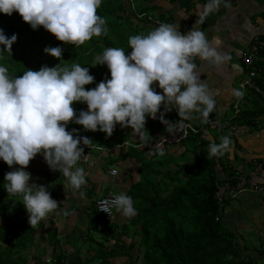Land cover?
Wrapping results in <instances>:
<instances>
[{"label": "clouds", "instance_id": "clouds-1", "mask_svg": "<svg viewBox=\"0 0 264 264\" xmlns=\"http://www.w3.org/2000/svg\"><path fill=\"white\" fill-rule=\"evenodd\" d=\"M220 2L209 0L203 15L217 10ZM100 5L101 0H0V12H18L34 30L43 26L59 41L79 47L93 36L107 35L106 20L97 14ZM16 40V34L9 38L0 28L2 51L11 52ZM128 43L130 54L123 48L109 47L95 57L93 66L106 64L111 78L90 90L85 85L95 78L80 64L71 68L45 65L16 77L9 75L7 67L0 66V159L10 168L20 166L5 174L4 187L9 196L22 197L31 228L57 210L60 203L44 185L29 183L31 174L25 169L37 154L43 155L51 170L63 173L68 181L65 187L80 190L87 183L84 167L77 164L82 159L87 161L88 155H83L84 149L79 145L82 141L90 147L92 139L74 136L77 130L68 131L69 123L105 132L108 137L117 124L130 126L147 142L146 117L156 119L162 105L165 112L177 109L181 126L183 121L193 119V113H199L201 122L208 123L214 112L213 94L200 79L193 61L199 57L220 66L231 56L214 47L204 32L194 27L185 34L172 24L161 23L147 35L130 36ZM44 52L61 59L63 49L45 47ZM156 82L162 94L153 87ZM233 92L237 98L243 96L239 90ZM74 102L86 103L87 110H80L77 115ZM159 119L168 132L176 128L175 123L164 119V112H160ZM231 144L228 136L221 137V143L209 146V156L224 155ZM157 149L163 156L158 145ZM113 208L125 217L137 215L132 197L123 192L100 202L99 210L110 217Z\"/></svg>", "mask_w": 264, "mask_h": 264}, {"label": "trees", "instance_id": "trees-1", "mask_svg": "<svg viewBox=\"0 0 264 264\" xmlns=\"http://www.w3.org/2000/svg\"><path fill=\"white\" fill-rule=\"evenodd\" d=\"M152 1L101 0L97 14L106 20L107 35L93 36L79 47L59 41L43 26L34 30L18 12L11 15L0 12V28L4 34L9 38L17 35L11 52L2 51L4 45H0V66L7 67L9 75L16 77L29 69L38 71L45 65L71 68L73 64H80L95 78L85 89L95 88L102 80L111 78L106 64L93 66L95 57L109 47L123 48L130 54V36L147 35L161 23L170 24L164 13L154 17L157 6L151 4ZM183 3L187 7L192 5L191 0H183ZM57 46L63 49L61 59L44 52L45 47ZM73 107L77 115L80 110H87L84 102H74ZM160 112H164V119L179 122L178 112H165L164 107ZM160 112L156 119L146 117L144 135L149 136L147 142L134 139L132 129L121 128L119 124L110 137L99 130H85L75 122L67 125L68 131L76 129L78 134L85 133L93 145L110 146L129 140L131 145L123 157L138 160L139 179L132 181L127 191L137 215L121 224L117 219L108 222L93 202V209L88 210L86 229L74 230V239L65 242L59 230L48 228L43 219L31 228L22 197L9 196L4 187L5 174L15 168L0 162V264H28L25 251L38 245L36 239L46 241L52 254L48 260L34 264H71L67 243L77 253L76 260L86 251V256L75 264H117L113 259L122 256L128 257L123 264H254L245 253L246 245L236 239L238 232L224 220L231 200L225 196L223 188H236L242 181L240 171L230 162L229 151L222 156H209V140L199 139L201 144H198L200 134H195L193 138L197 144L192 147L187 144L191 138L188 134L180 143L186 146L184 153L192 152L193 158H185L186 154L176 157L170 152L172 147L167 141L159 146L164 152L163 156L159 155L153 143L167 130L159 119ZM230 138L236 140L232 135ZM143 143L146 144L144 148L135 145ZM130 231L133 237L127 244L125 238ZM135 248L141 254L134 256ZM34 256L43 255L38 252Z\"/></svg>", "mask_w": 264, "mask_h": 264}, {"label": "crops", "instance_id": "crops-1", "mask_svg": "<svg viewBox=\"0 0 264 264\" xmlns=\"http://www.w3.org/2000/svg\"><path fill=\"white\" fill-rule=\"evenodd\" d=\"M208 2L209 0H191L192 5L190 7L184 5L183 0L172 2L170 0H153L151 4L155 3L156 12L168 16L169 23L176 26L181 33L187 34L188 31L196 27L205 33L206 38L212 42L214 47L231 56V60L220 66L208 64L207 61H202L199 57L193 61L197 65L196 70L200 72V79L213 94L215 100V110L210 113L209 118H217L221 122L218 127H206L198 133L200 138H198L197 143L201 144L200 140L204 138L209 140L211 144H219L221 143L220 136L230 138L232 135L234 140L236 139L233 141L230 138L232 144L228 156L231 164L240 171L242 181L236 188H223V192L225 191V196L231 202L239 198V209L229 205L224 218L229 223L232 219L230 224L235 225L236 215L244 213L246 210L248 212L247 225L249 227L258 226L260 235L264 239V95H260L253 88H250L245 92V97L241 99L243 102H241L240 112L236 113L234 105L238 98L233 92V90L240 91L241 80L248 71V66L243 60V52L252 47L255 38H258L259 45L262 47L254 64L259 69V75L255 81L264 90V0H221L217 10L204 16V5ZM153 87L160 89L158 82L154 83ZM162 91L160 89L158 93L162 94ZM163 107L162 105L161 108ZM171 111L178 112L175 107ZM201 120L202 116L199 113H193V119L183 121L182 126L180 122L176 124L170 121L176 124V128L172 132L166 130L164 136L155 141L158 140L161 145H164L165 141L171 143H168L169 145L177 143L174 146L182 148L180 154H186L185 158H193L192 152L184 153L186 146L180 142L186 138L180 136L185 122L198 125ZM211 129L218 131L214 132ZM226 131H228L227 134ZM190 134L197 136L193 133ZM73 135L81 136L75 132ZM155 141L153 144L157 147ZM197 143L195 141L192 147H196ZM135 145L138 148H144V143ZM79 146L84 149L83 155H88L87 161L82 159L77 164V167H84L87 180L86 185L82 186L80 190L65 187L64 184L67 185L68 183L67 178L62 172L51 170L42 154H37L25 169L31 174L29 183L44 185L51 197L60 202L59 208L49 213L43 220L53 225L54 229L56 227L59 230L62 242L64 239H74V230L86 229L88 224L87 212L90 209L86 207H91V204L101 196L100 193L103 190L106 193L113 192L111 189L117 185L121 186L120 193L127 194L131 182L134 181L132 176L135 177L134 173L129 172L130 167L128 168L126 163L128 160L137 161V159L123 157L128 148L120 149L114 153L110 152V147L113 145L92 144L87 147L81 141ZM170 152L176 157L180 155H176L172 148ZM235 153L238 156L237 160ZM138 165L137 163L136 172L139 179ZM13 167L17 169L20 166L13 165ZM111 168H116L118 174L112 176L109 172ZM218 168H221L220 165ZM89 202H91L90 206ZM117 219L123 223L129 220V217L123 216ZM43 242L41 240L44 249L46 247H43ZM67 246L72 249L68 243ZM32 248L37 249L38 252L41 251V245Z\"/></svg>", "mask_w": 264, "mask_h": 264}, {"label": "rangeland", "instance_id": "rangeland-1", "mask_svg": "<svg viewBox=\"0 0 264 264\" xmlns=\"http://www.w3.org/2000/svg\"><path fill=\"white\" fill-rule=\"evenodd\" d=\"M154 17H158V13L156 12V10H155V16ZM153 19V21H155V18H152ZM259 54H257L256 56H258ZM46 58V57H45ZM110 72V71H109ZM244 77H245V74L243 75ZM243 79V78H242ZM159 90L160 89H156V91L157 92H159ZM240 91L241 92H243V87H242V85L240 84ZM261 95V94H260ZM239 102V105H240V107H241V102H243V100H241V99H237L236 100V102ZM230 111H232V109L230 108ZM148 121V119H146V122ZM121 128H124V127H121ZM128 128H130L131 129V127L130 126H128ZM213 128H215V127H213ZM212 131H214V132H216V131H218V130H214V129H211ZM76 133V132H75ZM228 133V131H226V134ZM76 134H78V133H76ZM214 134H216V133H214ZM79 135H81V136H84V135H86L85 133H79ZM217 136H219V135H217ZM132 137L135 139V138H137V139H139L140 138V135L138 134V133H136L134 130H132ZM193 137H195V136H191V138L188 140V143L187 144H189V145H191V146H194V142H195V138H193ZM221 137H223V136H220V140H221ZM127 142H128V144H127ZM156 143H157V145L158 146H163V144L161 145V143L160 142H158V140L157 141H155ZM119 144H123L124 145V148L123 149H127L130 145H131V142L129 141V140H126V141H124V142H120V143H114V144H112L113 145V147H114V145H119ZM171 144V143H170ZM177 144V143H176ZM176 144H173V145H171L172 146V151H174L175 152V154L177 155V154H180L182 151V148H180V147H175L174 145H176ZM104 145V144H103ZM105 146H107L106 144H105ZM143 147H146L145 146V144H144V146ZM121 149V147H118L117 149L114 147V150L113 151H110V152H114V153H117L119 150ZM136 159V158H135ZM138 161V160H137ZM136 160H132V161H129L128 160V163H126L127 164V166H128V168L130 167V170H129V172H131V174H135V177L133 178V176H132V179L135 181V180H137L138 179V175H137V172H136V165H137V163L139 164V162H137ZM131 162V163H130ZM117 167V169H118V165L116 166ZM120 187L121 186H115L114 185V187L111 189V191H113V192H117V193H120ZM104 193H106V192H104V190H103V192L102 193H100V195H102V194H104ZM93 200L95 199L94 197L92 198ZM90 204H91V202H89V206H90ZM93 205H94V203H92ZM91 204V205H92ZM239 198L238 199H234V200H232V202H230V205L231 206H235L236 208H238L239 209ZM87 209H89V208H92L93 209V207H86ZM86 209V210H87ZM241 211H243V210H241ZM247 214V218H246V214ZM87 214H88V212H87ZM124 215H122V213H118L117 214V218H121V217H123ZM126 218V217H125ZM236 224L234 225V224H230L231 222H232V219H230V223L229 222H226L230 227H232V229L234 228V230L235 231H237L238 232V234H237V236H236V239L241 243V245H246V247H247V250H246V255H248L249 256V258H252L253 259V263L254 264H264V239H263V237L260 235V232H259V230H258V226H255V225H253V227H249L248 225H247V223H246V220L248 221V212L245 210L244 211V213H241V214H238V215H236ZM224 220L225 221H227L226 220V218H224ZM233 220H235V219H233ZM65 221V219L63 220V222ZM125 221V220H124ZM126 221H128V220H126ZM46 222V221H45ZM87 223H88V221H87ZM117 223L118 224H121L122 222H120V220L119 219H117ZM244 223V226H242V224ZM46 226L48 227V228H53L54 226L53 225H50V223L48 222H46ZM82 229V228H81ZM41 232H42V230H41ZM43 233V232H42ZM73 236L75 237V235L73 234ZM133 236H132V231H130L129 232V235L125 238L126 239V243L127 244H130V242H131V238H132ZM66 241V239H64V242ZM112 241L114 242V240L112 239ZM36 242L38 243V246H40L41 245V251H39L40 252V254H42L43 256H41L40 258H35V253H38V251H37V249H34V248H32V249H27L26 251H25V254H28V255H26L27 256V258H28V264H34L35 262H38V263H42V262H44L45 260H48L49 258H50V256H51V252H52V249H51V247L49 246V247H47L48 245H46V241H44L43 242V247L45 246L46 248H42V244H41V239H39V240H37L36 239ZM88 243H87V246H85V247H88ZM98 245V244H97ZM84 247V249L86 250V248ZM67 250H68V252H70V254H71V256L68 258V261L69 262H71V264H75V261H79L80 259H83V257H85L86 256V251H84L83 253H81L80 254V258H78V260H76V255H77V253L76 252H74V249H71V248H69L68 246H67ZM138 254H141V252L140 251H138V250H136V248H135V250H133V255L134 256H137ZM117 264H123L124 262H126L127 260H128V257H124V256H122V257H117V258H114L113 259Z\"/></svg>", "mask_w": 264, "mask_h": 264}, {"label": "built area", "instance_id": "built-area-1", "mask_svg": "<svg viewBox=\"0 0 264 264\" xmlns=\"http://www.w3.org/2000/svg\"><path fill=\"white\" fill-rule=\"evenodd\" d=\"M259 44H260V42H259L258 38H255V42L253 43L252 47L250 49H248L246 52H243V60H244V63L246 64V66H248V71H246L245 77L241 80V85L243 87V96L241 98H238V99H243V97H245V92L247 90H250V88H253L257 93L264 95V90L255 81V79L259 75V69L254 64H255V60L257 58L256 55L259 54L260 49L262 48V47H260ZM234 109H235L236 113L240 112V105H239L238 101L235 103ZM220 125H221V122L217 118H209L208 123H202L199 121L198 125L193 124L192 122H185L183 124L180 137L181 138H187L188 134H190V133L198 134L201 131H203V129L206 127H218ZM127 144H128V142H127ZM114 147L116 149L118 147H121V149H123L124 145L119 144V145H115ZM114 147L111 146L110 150L113 151ZM31 161H33V159ZM0 162H2L1 159H0ZM109 172L112 176H115L118 174V170L116 168L109 169ZM116 194H119V193L108 192V193H105V194L99 196L96 199V208H97L98 212H100L104 216L105 220L108 222H114L116 220L117 211L115 210V208H113L112 209V215L110 217L107 213H104V212L99 210V205H100L101 201L108 200V199L112 198L113 196H115Z\"/></svg>", "mask_w": 264, "mask_h": 264}]
</instances>
